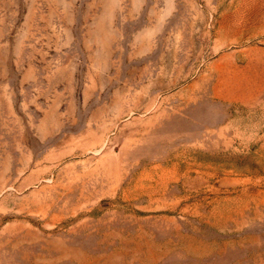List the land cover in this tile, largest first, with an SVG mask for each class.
<instances>
[{
    "label": "rangeland",
    "instance_id": "obj_1",
    "mask_svg": "<svg viewBox=\"0 0 264 264\" xmlns=\"http://www.w3.org/2000/svg\"><path fill=\"white\" fill-rule=\"evenodd\" d=\"M0 264H264V0H0Z\"/></svg>",
    "mask_w": 264,
    "mask_h": 264
}]
</instances>
